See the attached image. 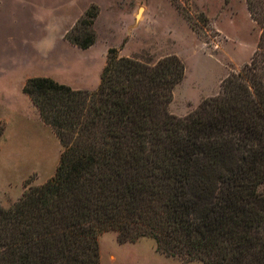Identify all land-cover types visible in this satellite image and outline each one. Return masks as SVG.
<instances>
[{"label":"trees","instance_id":"trees-1","mask_svg":"<svg viewBox=\"0 0 264 264\" xmlns=\"http://www.w3.org/2000/svg\"><path fill=\"white\" fill-rule=\"evenodd\" d=\"M247 6L258 50L186 118L168 110L185 75L176 55L151 64L110 48L92 93L26 80L65 149L54 177L0 204V264H101L99 236L111 230L184 261L264 264V0ZM72 41L85 49L95 35Z\"/></svg>","mask_w":264,"mask_h":264},{"label":"rangeland","instance_id":"rangeland-1","mask_svg":"<svg viewBox=\"0 0 264 264\" xmlns=\"http://www.w3.org/2000/svg\"><path fill=\"white\" fill-rule=\"evenodd\" d=\"M97 10L92 25L82 24ZM90 33L88 48L72 41ZM261 33L247 0H0V204L10 207L54 177L65 149L23 91L28 78L48 76L92 93L110 48L151 64L176 55L185 75L168 110L186 118L252 61ZM217 171L214 165L211 174ZM99 244L101 264H205L167 256L148 237L121 242L113 230Z\"/></svg>","mask_w":264,"mask_h":264}]
</instances>
